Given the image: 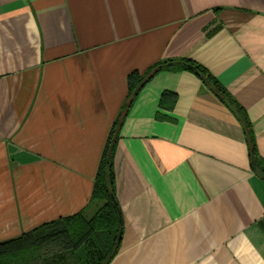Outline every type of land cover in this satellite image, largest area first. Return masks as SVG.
<instances>
[{
	"label": "crops",
	"instance_id": "crops-1",
	"mask_svg": "<svg viewBox=\"0 0 264 264\" xmlns=\"http://www.w3.org/2000/svg\"><path fill=\"white\" fill-rule=\"evenodd\" d=\"M182 58L241 112L185 68L130 96L131 73ZM111 140L109 264H264V0H0V243L93 218Z\"/></svg>",
	"mask_w": 264,
	"mask_h": 264
},
{
	"label": "trees",
	"instance_id": "trees-1",
	"mask_svg": "<svg viewBox=\"0 0 264 264\" xmlns=\"http://www.w3.org/2000/svg\"><path fill=\"white\" fill-rule=\"evenodd\" d=\"M191 65L192 67H189ZM189 69L212 85L222 100L237 112L239 106L231 94L202 64L191 59L159 62L145 74L129 75L130 96H136L144 84L168 68ZM116 133L113 130L112 136ZM253 167L264 176V161L252 141ZM115 148L111 142L103 155L95 179L93 199L104 202L97 214L88 219L82 212L44 223L19 237L0 243V264H109L118 253L124 231L121 206L116 198Z\"/></svg>",
	"mask_w": 264,
	"mask_h": 264
},
{
	"label": "water",
	"instance_id": "water-1",
	"mask_svg": "<svg viewBox=\"0 0 264 264\" xmlns=\"http://www.w3.org/2000/svg\"><path fill=\"white\" fill-rule=\"evenodd\" d=\"M189 67H192L191 65H188Z\"/></svg>",
	"mask_w": 264,
	"mask_h": 264
}]
</instances>
